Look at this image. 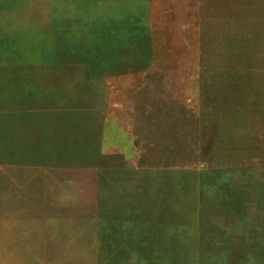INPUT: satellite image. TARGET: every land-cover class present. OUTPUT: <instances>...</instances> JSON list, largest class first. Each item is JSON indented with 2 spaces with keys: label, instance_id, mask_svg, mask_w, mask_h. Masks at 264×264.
Here are the masks:
<instances>
[{
  "label": "rangeland",
  "instance_id": "1",
  "mask_svg": "<svg viewBox=\"0 0 264 264\" xmlns=\"http://www.w3.org/2000/svg\"><path fill=\"white\" fill-rule=\"evenodd\" d=\"M0 264H264V0H0Z\"/></svg>",
  "mask_w": 264,
  "mask_h": 264
},
{
  "label": "trees",
  "instance_id": "2",
  "mask_svg": "<svg viewBox=\"0 0 264 264\" xmlns=\"http://www.w3.org/2000/svg\"><path fill=\"white\" fill-rule=\"evenodd\" d=\"M149 126L156 129H163L166 131L174 129L177 124L175 123H165L162 120L151 121ZM167 129V130H166ZM164 132V131H163ZM178 136L176 133H169L166 135V140L163 142V145L160 146V141L154 143L155 148H163L162 152L141 155L140 165L146 168H174V167H188L193 164H196L198 161V156L195 152H179L177 147H181L179 140L174 138Z\"/></svg>",
  "mask_w": 264,
  "mask_h": 264
}]
</instances>
